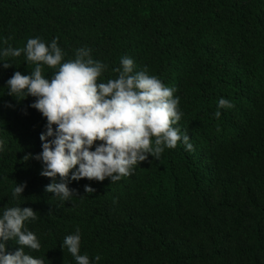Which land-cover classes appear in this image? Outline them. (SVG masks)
Masks as SVG:
<instances>
[{
  "label": "trees",
  "instance_id": "trees-1",
  "mask_svg": "<svg viewBox=\"0 0 264 264\" xmlns=\"http://www.w3.org/2000/svg\"><path fill=\"white\" fill-rule=\"evenodd\" d=\"M37 37L56 39L63 61L91 49L107 65L100 82L116 78L127 56L134 73L175 88L182 116L173 126L194 151L181 141L115 182L69 180L76 195L62 201L44 190L51 181L31 158L46 118L30 107L34 97L8 95L13 73L36 65L23 52L0 54V216L15 206L37 212L24 227L40 249L25 253L77 264L61 245L79 229L90 264H264V0H0V53ZM42 69L46 78L55 71ZM222 97L234 107L218 109ZM5 244L6 253L19 247Z\"/></svg>",
  "mask_w": 264,
  "mask_h": 264
},
{
  "label": "clouds",
  "instance_id": "clouds-1",
  "mask_svg": "<svg viewBox=\"0 0 264 264\" xmlns=\"http://www.w3.org/2000/svg\"><path fill=\"white\" fill-rule=\"evenodd\" d=\"M4 43H8L7 39ZM21 52L36 66L29 75L13 73L6 82L8 95L18 97L17 100L34 97L30 107L46 118L45 131L39 136L42 151L31 157L42 162L40 175L51 181L45 186L46 192L68 201L76 195V190L68 187L69 180L102 182L108 178L115 182L130 175L133 167L147 160L148 155L159 158L165 147L174 149L181 141L187 151H194L189 136L181 135L180 129L173 126L182 116L179 97L174 96L176 89L165 86L146 70L134 73L131 58L122 57L120 67L112 69L118 73L116 78L100 82L107 65L94 60L89 48L81 47L74 59L63 61L64 53L56 39L46 45L37 37L28 39L23 49L8 46L0 54L18 57ZM11 65L3 62L5 69ZM42 65L55 69L50 78L43 74ZM217 107L234 105L222 97ZM220 115V111L214 113L216 118ZM30 156L26 154L22 160L27 161ZM25 186L16 184L13 198L21 196ZM84 191L93 193L95 189L85 185ZM37 218V212L30 207L3 209L0 264H44V260L24 251L40 249L36 235L24 227L25 221ZM10 240L19 247L6 253L5 242ZM61 247L68 250L77 264H90L89 257L80 254L79 229L66 235ZM95 260L99 261L100 256Z\"/></svg>",
  "mask_w": 264,
  "mask_h": 264
}]
</instances>
